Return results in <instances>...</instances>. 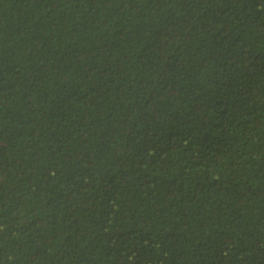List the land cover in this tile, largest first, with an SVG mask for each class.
<instances>
[{"label":"trees","instance_id":"trees-1","mask_svg":"<svg viewBox=\"0 0 264 264\" xmlns=\"http://www.w3.org/2000/svg\"><path fill=\"white\" fill-rule=\"evenodd\" d=\"M0 264H264V0H0Z\"/></svg>","mask_w":264,"mask_h":264}]
</instances>
